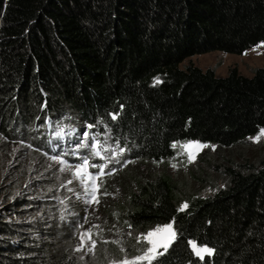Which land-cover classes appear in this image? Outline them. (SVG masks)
<instances>
[{
    "label": "trees",
    "instance_id": "obj_1",
    "mask_svg": "<svg viewBox=\"0 0 264 264\" xmlns=\"http://www.w3.org/2000/svg\"><path fill=\"white\" fill-rule=\"evenodd\" d=\"M261 42L264 0H0V264H149L142 236L160 225L175 238L151 264H264V158L213 166L207 149L191 163L182 146L264 128V66L181 67ZM89 124L125 149L92 162L115 170L98 204L47 161L67 146L55 132Z\"/></svg>",
    "mask_w": 264,
    "mask_h": 264
},
{
    "label": "rangeland",
    "instance_id": "obj_2",
    "mask_svg": "<svg viewBox=\"0 0 264 264\" xmlns=\"http://www.w3.org/2000/svg\"><path fill=\"white\" fill-rule=\"evenodd\" d=\"M190 63L197 65L202 69H208V68L214 69L216 74L220 76L227 75L228 72L233 67H236L241 74L251 76L255 68L264 66V42H261L256 46L249 48L242 54L228 53L220 50L211 51L203 54H197L184 60L183 63L181 64V67H185ZM84 127L85 128L83 129L74 126H72L71 128L70 126L61 127L53 135V138L57 136H61V140H63V138L65 137L67 141V146L62 144L61 145L62 150L60 152L61 154L59 153V155H61V157L59 158L64 160L67 165H73V166L75 165V163H73L70 160L73 157H81L83 159L85 156H88L89 171H90L91 164H93L92 163L93 160H100V158L93 157L91 155V153L96 150L94 147L91 146L96 144L97 142H99V144L101 145V156L104 157L114 156L115 159L113 160H116L123 153L121 152V148L123 147L115 143V141L112 139V137L108 132L106 131L101 132V130H91L87 128V125H84ZM85 131L89 133V138L87 140L82 139L83 133ZM61 133L63 135H61ZM262 133H264V128L261 129L256 136H251L242 143L217 151L215 145L201 144L198 142H188L182 144V146L184 150L187 152L191 163L196 162L198 154L207 149L211 150V155L209 158H210V163L213 166L217 164L226 165L229 161H235V160L242 161L246 159H252L256 161L258 159L264 158V134ZM54 142L55 141L52 139V145L50 146L56 150L58 147H56V144ZM81 143H86L87 145H89V147L77 148V145ZM69 145H71L70 147H72L73 151L69 150L70 148ZM187 145H192V147L190 148L186 147ZM16 148H17L16 146L13 147L11 152V157H8L7 163L12 161V164H17L18 158L19 157L21 158L20 154H18L17 156ZM63 155H66V158H63ZM13 156H17V158H14ZM53 157L55 156H50L49 157L50 160L47 161H51L52 166L57 170L58 174H60L61 177H64L66 179L67 183H69V181H72V183H69V185L71 186L69 187V191L70 193H72V197H74L75 199L83 197L82 184L77 182L76 177L73 174V171L69 170V168L66 167V164H61L57 160L52 159ZM103 161L104 163H107L112 160L103 159ZM34 164L35 162L32 163V165L29 166L28 169L33 171ZM174 170L175 168L172 169V171ZM36 176L35 174L32 173L30 174L31 179H34ZM215 177H218L217 185L224 184V181L226 180L225 176L221 174H216ZM213 191H214L213 187H208L202 189L200 193L201 195H207L212 193ZM168 226L170 225L156 226L150 229L147 233L155 232L157 229H164L167 228ZM147 233L142 236V239L146 242H148ZM169 235L170 233L162 231L158 233L156 236L152 237L151 239L156 240L159 243L161 241L167 240L169 238ZM198 250L199 248L195 246L194 251L196 254ZM205 254L206 253H200L199 256L201 255L204 256Z\"/></svg>",
    "mask_w": 264,
    "mask_h": 264
},
{
    "label": "snow or ice",
    "instance_id": "obj_3",
    "mask_svg": "<svg viewBox=\"0 0 264 264\" xmlns=\"http://www.w3.org/2000/svg\"><path fill=\"white\" fill-rule=\"evenodd\" d=\"M117 115H113L112 119H117ZM93 125L89 124L87 125V128H92ZM264 134V133H262ZM61 135H63L61 133ZM89 138V133L85 131L83 133L82 139L87 140ZM89 147L86 143H81L77 145V148H85ZM91 147H94L96 150L91 153L93 157H98L101 160L103 159H108V160H113L115 159L114 156L110 157H104L101 156V145L99 142L96 144L92 145ZM186 147H192V145H187ZM125 151V149L121 148V152ZM52 159L57 160L61 164H66V162L59 157H53ZM119 163V161H116ZM66 167L69 168V170L73 171L74 176L76 177L77 182L81 183L83 186V195L87 197L86 203L88 204H98L99 199L98 195L100 192V185L97 183V181L101 178L104 177L105 175H113L114 174V169L109 170L107 173L105 172V169L108 167L107 164H91L92 169H98L96 172H91L89 171V157L85 156L82 159V162L77 165H67ZM63 170V169H61ZM69 183H72V181H69ZM107 195V193H105ZM187 207V205H185ZM129 227H131L129 225ZM168 232L170 233L169 238L165 241L157 242L156 240L151 239L152 237L156 236L160 232ZM84 235L88 236L89 239H91L90 233L86 232ZM131 235V233H129ZM148 237V243L151 245L145 252V254L141 257H139L140 260H147L149 261V264L155 259H157L158 256H162L167 252L168 247L170 246V241L175 238V233L172 231L171 226H168L167 228L164 229H157L155 232H149L147 233ZM83 240V236L81 237ZM95 246V241H92V247ZM195 248V245H193ZM163 249V251H160V249ZM79 250V249H78ZM200 253H206L207 255L211 256L213 254V250L207 247L201 248L197 251V255H200ZM201 259H203V256H200ZM123 264H128L127 261L123 262Z\"/></svg>",
    "mask_w": 264,
    "mask_h": 264
}]
</instances>
